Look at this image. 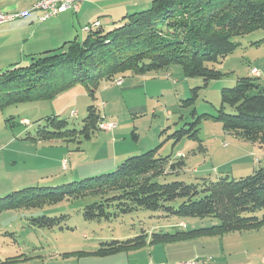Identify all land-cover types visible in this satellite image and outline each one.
<instances>
[{
	"label": "rangeland",
	"instance_id": "1",
	"mask_svg": "<svg viewBox=\"0 0 264 264\" xmlns=\"http://www.w3.org/2000/svg\"><path fill=\"white\" fill-rule=\"evenodd\" d=\"M152 1L99 0L96 5V1L87 0L86 4L92 2L94 9L90 11L84 6L82 14L85 16L67 13L45 23L34 12L27 17V25L20 34H11L18 36L22 45H29L31 41L39 45L44 37L49 36L57 43L62 29L66 31L71 26L70 40L79 41L86 36L82 27L95 24V21L88 20L89 16L99 10L109 11L108 16L97 19L104 31H109L113 29V22L119 21L124 14L145 10ZM4 29L0 27V31ZM4 34L6 36L0 38V49L1 43L11 35ZM233 41L239 44L234 53L215 66L224 76L206 86L199 78L185 77L181 66L175 65L166 72L126 75L115 79L112 84L102 82L96 89L95 99L91 98L85 85L76 83L51 99L1 110L0 198L26 187L53 188L108 174L126 158L158 146L159 157L180 158L185 164L178 175L160 177V183L177 181L197 185L201 179L214 181L217 176L227 174L234 178L246 177L253 170L264 168V151L236 140L224 132L222 124L214 118H200L197 139L184 137L173 142L169 138L201 115L216 116L221 89L232 88V81L237 77H255L250 70L256 69L261 76L256 82L263 86L264 30ZM63 42L61 40L56 47ZM13 52L23 54V58L12 56L13 62L29 63L32 55H27L23 47L18 46ZM3 55L6 53L0 51V60ZM125 79L127 89L121 87ZM116 80H121V84L117 86ZM194 88H199L197 98L192 105H183V101L192 97L191 89ZM91 105L98 107L105 122L116 124V128L105 130L99 127L89 140L81 138L73 142L26 139L34 136L37 122L51 116L80 130L87 107ZM98 197L65 199L58 205L40 210L0 214V264H264V228L220 237H194L170 244L146 245L105 257L93 256L102 243L126 240L144 233L150 237L154 233L188 232L218 224L211 218L165 219L160 211L144 210L116 218L84 220L83 207ZM40 216L61 220L52 229L30 227V220ZM180 222L185 224L184 228L178 226Z\"/></svg>",
	"mask_w": 264,
	"mask_h": 264
},
{
	"label": "trees",
	"instance_id": "2",
	"mask_svg": "<svg viewBox=\"0 0 264 264\" xmlns=\"http://www.w3.org/2000/svg\"><path fill=\"white\" fill-rule=\"evenodd\" d=\"M84 27L88 31H84L86 36L82 40L64 41L61 46L30 56L28 64L0 70V111L51 99L76 83L85 85L95 99L102 82L112 84L126 75L166 72L175 65L181 66L185 77L199 78L206 86L224 76L215 66L234 53L239 46L233 41L235 38L264 30V0H153L149 8L124 15L109 31H104L99 22L98 26ZM256 79L259 78L251 75L237 77L232 88L221 89L216 116L201 115L169 138L173 142L184 137L197 139L200 118L209 117L219 121L224 132L236 140L264 151V85ZM198 89H191L192 97L182 104L192 105ZM104 122L98 107L91 105L80 130L51 116L37 122L34 136L26 139L89 140ZM159 149L160 146L128 157L114 171L101 176L53 188L34 186L11 191L0 198V214L40 210L65 199L99 196L83 207L84 220L116 218L144 210L160 211L165 219L211 218L218 222L188 232L154 233L150 237L144 233L102 243L92 254L97 257L138 250L146 245L264 228V168L253 170L246 177L227 174L217 176L214 181L201 179L197 185L177 181L160 183V177L178 175L185 164L180 158L159 157ZM59 220L40 216L31 219L29 226L52 229ZM181 224L185 226L183 222L178 226L184 228Z\"/></svg>",
	"mask_w": 264,
	"mask_h": 264
},
{
	"label": "crops",
	"instance_id": "3",
	"mask_svg": "<svg viewBox=\"0 0 264 264\" xmlns=\"http://www.w3.org/2000/svg\"><path fill=\"white\" fill-rule=\"evenodd\" d=\"M36 1L37 0H29L28 2H25V0H0V12H2L3 15H11V16L26 13V11L31 9L32 5ZM93 1H96V5H97V2L99 0H93ZM86 2H87V0L83 1V3L80 5V10L76 14L79 13L80 16H82V17L85 16L84 14H82L83 13L82 8L84 6H88L90 11L94 9L92 2H88L87 4H86ZM101 11H102V13H100ZM31 13H34V12L29 11V12H27L26 16L16 17V18L10 19V20L0 24V27H5V29L3 31H0V38H3L4 36H6L4 34L5 32H8V34L12 33L13 35L20 34L22 32V30H24L23 28H25L24 25H27L26 19H27V17H30ZM67 13L72 14V16H75V15H73L75 13L65 12V13H61L55 17L63 16L64 14H67ZM97 13H100V14L97 15ZM97 13L94 15L90 14L91 16H89L88 20H92V21H95L94 23H97V22H99L97 19L100 18V16H108L109 11L105 12V10H99ZM35 14H38V13H35ZM124 15H126V14H124ZM55 17H53V18H55ZM61 19H64V18L61 17ZM30 22H31V20H30ZM45 22H47V21H45ZM45 22H42V23H45ZM57 22H59V21H57ZM64 22H65V20L62 22H59V23H64ZM113 23H116V22H113ZM99 24H100V26H102V24L100 22H99ZM70 29H72L71 26L68 27L66 29V31L64 29H62V32H61L62 34H59L57 36V38L59 39L57 43L54 42L53 38L49 36V37H44V40H42L43 42L41 41V43H39V45H37L34 41H31V43L29 45H26V44L22 45L21 41L17 39L18 36L15 37L12 34L9 35V37L1 43L0 51H3L4 53H6V55L9 58H7L6 55H3L2 60H0V70H5V69L11 67L12 65L19 64L17 61L13 62L15 60H13V58H11L12 56H16V55H18V57L23 58V54H21V52H19V53L13 52L18 46L23 47L25 49L27 55H34V53H41L45 50L54 49V47L56 48L57 44H59L61 40L62 41L70 40V38H69L71 35V33L69 31ZM19 30H21V31H19ZM18 51H21V49H19ZM21 61H23V60H21ZM5 64H6V66H2ZM260 77H259V79H260ZM125 84H126V79L123 81V84L121 85V87L126 86ZM124 88L127 89L129 87L126 86ZM130 153H132V152H130ZM194 172H195V170H194Z\"/></svg>",
	"mask_w": 264,
	"mask_h": 264
},
{
	"label": "built area",
	"instance_id": "4",
	"mask_svg": "<svg viewBox=\"0 0 264 264\" xmlns=\"http://www.w3.org/2000/svg\"><path fill=\"white\" fill-rule=\"evenodd\" d=\"M83 1L84 0H37L32 5L30 11L37 12L40 16L41 22H45L61 13H65V12L77 13ZM26 15L27 13L17 14L13 16L0 14V24L10 19L16 17H23ZM94 26H98V23H95ZM83 30L88 31V27H84ZM250 73L253 74V76L255 77L258 78L260 77V73L256 69L250 70ZM115 82L117 86L121 84V80H116ZM100 127H102L105 130H111L116 128V124L104 122ZM181 226L184 225L181 224Z\"/></svg>",
	"mask_w": 264,
	"mask_h": 264
}]
</instances>
